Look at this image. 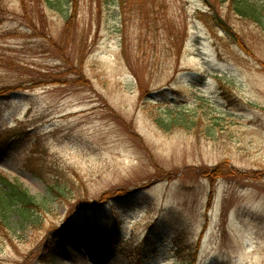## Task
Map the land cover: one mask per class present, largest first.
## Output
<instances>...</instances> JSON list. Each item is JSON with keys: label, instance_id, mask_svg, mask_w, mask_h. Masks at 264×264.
Masks as SVG:
<instances>
[{"label": "rangeland", "instance_id": "rangeland-1", "mask_svg": "<svg viewBox=\"0 0 264 264\" xmlns=\"http://www.w3.org/2000/svg\"><path fill=\"white\" fill-rule=\"evenodd\" d=\"M0 141L69 187L0 264H264V23L229 1L0 0Z\"/></svg>", "mask_w": 264, "mask_h": 264}, {"label": "trees", "instance_id": "trees-1", "mask_svg": "<svg viewBox=\"0 0 264 264\" xmlns=\"http://www.w3.org/2000/svg\"><path fill=\"white\" fill-rule=\"evenodd\" d=\"M226 1H229L234 11L243 18L251 19L260 24L264 23V4L259 0ZM178 120L179 117H174L167 122L158 120V123L162 125L165 130L168 129L169 131L176 127L190 126L188 119L182 118L180 122ZM4 145V141H0V147H3ZM68 188V186L59 183H54L53 185L48 184L49 198L40 201L31 196L30 193L19 183L12 182L7 177L0 175V223L4 225L7 223L11 224L13 220H16L17 223L23 227L31 226L33 228L41 229L42 227H39L43 223V215L52 212V205H54L52 201L59 202V199L63 198L68 192ZM72 228V226H69V228L63 232V235L66 236L69 234ZM104 232V229H102L101 233L103 239L105 238L108 241H112V236ZM67 240L68 237H66V242Z\"/></svg>", "mask_w": 264, "mask_h": 264}]
</instances>
